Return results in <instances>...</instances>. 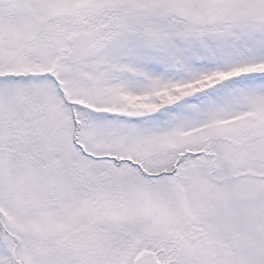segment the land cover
Segmentation results:
<instances>
[{
  "label": "snow or ice",
  "instance_id": "1",
  "mask_svg": "<svg viewBox=\"0 0 264 264\" xmlns=\"http://www.w3.org/2000/svg\"><path fill=\"white\" fill-rule=\"evenodd\" d=\"M0 264H264V0H0Z\"/></svg>",
  "mask_w": 264,
  "mask_h": 264
}]
</instances>
